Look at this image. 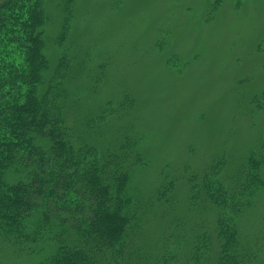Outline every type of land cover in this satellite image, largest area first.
I'll return each mask as SVG.
<instances>
[{
  "label": "rangeland",
  "instance_id": "obj_1",
  "mask_svg": "<svg viewBox=\"0 0 264 264\" xmlns=\"http://www.w3.org/2000/svg\"><path fill=\"white\" fill-rule=\"evenodd\" d=\"M43 3L42 89H63L76 125L106 108V122L81 127L99 149L138 142L137 194L174 181L176 214L198 219L188 209L192 175L223 161L234 176L254 156L264 177V0ZM238 226L246 237L264 232V187Z\"/></svg>",
  "mask_w": 264,
  "mask_h": 264
},
{
  "label": "trees",
  "instance_id": "obj_2",
  "mask_svg": "<svg viewBox=\"0 0 264 264\" xmlns=\"http://www.w3.org/2000/svg\"><path fill=\"white\" fill-rule=\"evenodd\" d=\"M44 23L43 0H0V264H264V232L238 226L264 187L262 161L251 156L234 176L223 161L192 175L198 219L176 214L174 181L141 197L138 142L99 149L81 127L106 122V108L76 125L63 89H42Z\"/></svg>",
  "mask_w": 264,
  "mask_h": 264
}]
</instances>
